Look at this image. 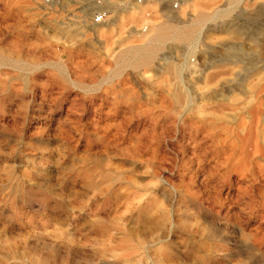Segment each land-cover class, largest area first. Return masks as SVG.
Here are the masks:
<instances>
[{
    "label": "rangeland",
    "instance_id": "1",
    "mask_svg": "<svg viewBox=\"0 0 264 264\" xmlns=\"http://www.w3.org/2000/svg\"><path fill=\"white\" fill-rule=\"evenodd\" d=\"M100 1L28 0L25 57L13 50L14 36L0 35V264H264V175L256 168L258 178L219 171L206 188L190 183L196 160L208 168L211 155L205 145L184 152L176 124L160 152L178 191L153 194V73L164 62L184 77L205 71L198 87L220 92L214 109L264 145V93L256 99L264 85V0H242L191 43L166 42L136 70H120L114 58L141 44L163 10H146L148 24L139 28L124 16L118 33L121 12L96 8ZM226 2L183 0L180 8L212 16ZM98 13L106 17L96 25L113 28L101 39L92 29ZM1 17L2 4L4 24ZM259 108L260 116L251 114ZM254 163L264 166L258 157Z\"/></svg>",
    "mask_w": 264,
    "mask_h": 264
},
{
    "label": "bare ground",
    "instance_id": "2",
    "mask_svg": "<svg viewBox=\"0 0 264 264\" xmlns=\"http://www.w3.org/2000/svg\"><path fill=\"white\" fill-rule=\"evenodd\" d=\"M241 1L242 0H227L226 5L223 6V8L216 10L212 16L188 15L184 11V6H186L185 3L178 11L172 12L167 8L164 0H152L143 5L123 3L119 0H101L99 3H95V7L110 12H121L117 17V20L114 22L118 33H122L121 31L125 28V24H123L124 16L129 21L131 20L130 22L135 21L134 24L139 28V26H146L148 24L146 22L147 20H145L146 18L144 17L143 19V13L146 10L147 12L148 10H156V6H159V9L163 10L162 14L164 20L156 21L151 19L152 22L150 29L146 30L148 32L144 30L145 33L140 36L142 37L141 44L124 47L114 58L120 70L126 68L136 70L151 65L157 52L164 44H166V42H190L191 37L196 34L197 30L203 28L208 20L232 10L237 7ZM25 3L28 4V0H0V4H2L1 21L4 23L0 24V35L14 36V41H12L13 50L20 53L23 57H25V9L28 7ZM121 4L125 6H122ZM260 5L261 9H264V3L261 2ZM92 29L97 33L100 39L109 36L113 31V28H110V24H107L106 29L101 28L100 26L98 27V25H93ZM21 64V61H15L12 66L14 67ZM5 65L6 63L0 61V67ZM39 66V63H37L32 67L37 68ZM165 66V62L158 65L153 73L155 129L160 130L162 116L168 117L167 122H165L167 125L165 128V134H162V132H159L158 130L155 131L154 136L156 141V155L155 159L153 158L156 163V166L153 169V175L156 179L155 189L153 191L154 196L157 199L162 198L166 189L172 190L174 195L177 194L178 191V187H176L173 182L172 171L165 169L162 166L165 159L160 152V142L162 138L169 137V128L175 127L176 124L182 131L184 152L188 150L195 151L199 146L205 145L211 155L210 163L208 162L209 165H207L208 168L203 166L204 159L202 157H199V159L196 160V164H194L195 166L191 169L190 175L188 176V181L190 183L199 185L200 187L205 186L206 188L207 183L205 182L212 179L217 173H219V171L225 172L229 175L235 170L238 172L240 179H246L247 176L258 178L256 175L257 170L260 175H264V166L254 163L256 157L262 159L264 162V145H260L255 136L240 135L239 125L238 127L235 126L236 124L234 125L233 120L235 119L229 120L224 113L225 111L223 112V110L214 109L215 105L213 106L211 104L219 101L220 92L216 89L210 92H203L204 88L200 90V86L198 87V82L205 79V71L188 72L184 77L176 70L170 68L166 69ZM1 93H3V91H0V94ZM263 93L264 85L257 90L256 99H259ZM250 100H252V98ZM207 105L213 106V109H210L209 106L208 108H205ZM231 112L234 114L233 110H231ZM227 113L229 114V111ZM262 113L263 112H261L260 108L251 112L254 116H260ZM255 124H257L256 121ZM259 137L264 139V130L261 131ZM183 163L184 167H190L191 158L186 157ZM255 168L257 169L256 172L254 171ZM176 182L178 183V181ZM238 228L240 231L244 230V228L239 225Z\"/></svg>",
    "mask_w": 264,
    "mask_h": 264
},
{
    "label": "built area",
    "instance_id": "3",
    "mask_svg": "<svg viewBox=\"0 0 264 264\" xmlns=\"http://www.w3.org/2000/svg\"><path fill=\"white\" fill-rule=\"evenodd\" d=\"M42 4H49L51 0H40ZM122 1L123 3H132L136 5H143L147 2H151L152 0H119ZM183 0H164L165 5L167 8L173 12H176L180 9V5ZM105 15L103 13H98L94 18H93V23L96 24H101L105 20Z\"/></svg>",
    "mask_w": 264,
    "mask_h": 264
},
{
    "label": "crops",
    "instance_id": "4",
    "mask_svg": "<svg viewBox=\"0 0 264 264\" xmlns=\"http://www.w3.org/2000/svg\"><path fill=\"white\" fill-rule=\"evenodd\" d=\"M183 2V1H182Z\"/></svg>",
    "mask_w": 264,
    "mask_h": 264
}]
</instances>
